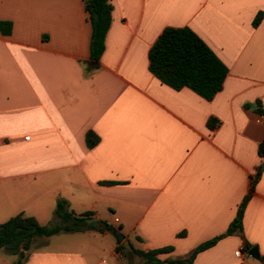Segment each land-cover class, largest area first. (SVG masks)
<instances>
[{"label":"crops","instance_id":"0c3cea01","mask_svg":"<svg viewBox=\"0 0 264 264\" xmlns=\"http://www.w3.org/2000/svg\"><path fill=\"white\" fill-rule=\"evenodd\" d=\"M108 1L98 67L86 71L83 0H0V21L10 24L0 31V223L18 213L56 222L63 199L75 214L110 224L124 246L117 250L108 231L60 232L20 264H143L123 253L129 244L170 246L159 259L183 257L224 233L245 196L240 230L191 264H264V170L254 181L264 138V0ZM184 26L226 66L210 100L148 70L162 29ZM87 131L97 137L91 147ZM252 246L258 259L246 253Z\"/></svg>","mask_w":264,"mask_h":264},{"label":"trees","instance_id":"16d2710c","mask_svg":"<svg viewBox=\"0 0 264 264\" xmlns=\"http://www.w3.org/2000/svg\"><path fill=\"white\" fill-rule=\"evenodd\" d=\"M83 8L88 15L91 28L85 70L91 71L98 67L99 57L103 51V40L110 22L111 5L108 0H83ZM260 18L261 13L259 12L254 17L252 24L256 25ZM9 29L10 24L8 22L0 21L1 32L8 34ZM147 61L148 70L161 83L173 89L187 87L205 100H210L221 89L227 72L226 66L204 41L185 26L163 28L148 49ZM257 111L264 114L262 110ZM211 121L212 119L207 122L208 127H211ZM96 142L97 137L92 132L87 131L85 134L86 146L91 147ZM257 154L261 161L256 169L254 181L264 170V138L257 145ZM246 199L247 196L239 203L235 216L224 233L199 243L183 257L159 259V254L171 250L170 246L142 250L129 244L123 253L127 256L137 257L143 264H191L197 252L212 246L222 236L240 230L242 208ZM53 215L57 221L49 225H40L34 217L22 213L0 223V249L17 257L11 264H20L26 252L42 246L46 238L51 235L86 229L110 232L113 229L105 221L85 224L84 219L91 217L92 212L86 211L75 214L68 209L67 203L63 199L56 201ZM136 240L140 239L136 237ZM116 248L121 250L124 246L120 243ZM245 249H247L246 246L243 247V250ZM260 260L264 263V255L260 256Z\"/></svg>","mask_w":264,"mask_h":264},{"label":"water","instance_id":"95a60500","mask_svg":"<svg viewBox=\"0 0 264 264\" xmlns=\"http://www.w3.org/2000/svg\"><path fill=\"white\" fill-rule=\"evenodd\" d=\"M85 224H96L97 221L94 217H88L84 219ZM110 233L113 235L116 243H120L121 239L123 238V235L119 233L116 229H112ZM247 255H249L251 258L258 259L259 255L257 252L256 246L250 247L248 250H246Z\"/></svg>","mask_w":264,"mask_h":264},{"label":"rangeland","instance_id":"374dc122","mask_svg":"<svg viewBox=\"0 0 264 264\" xmlns=\"http://www.w3.org/2000/svg\"><path fill=\"white\" fill-rule=\"evenodd\" d=\"M52 223V222H51ZM49 223V224H51ZM47 224V225H49ZM88 225V224H87ZM66 233H70V232H66ZM41 243V242H40ZM36 245V244H35ZM40 247V246H38ZM37 247V248H38ZM0 258H1V262L0 264H11L12 260H13V254L8 253L7 251L0 249ZM17 258V257H16Z\"/></svg>","mask_w":264,"mask_h":264},{"label":"built area","instance_id":"2783aa9c","mask_svg":"<svg viewBox=\"0 0 264 264\" xmlns=\"http://www.w3.org/2000/svg\"><path fill=\"white\" fill-rule=\"evenodd\" d=\"M24 139H27V136L24 137ZM114 221H117L116 219H114ZM245 252V250H243V247H239L238 249H236L233 254L236 257H239L241 255V252Z\"/></svg>","mask_w":264,"mask_h":264}]
</instances>
